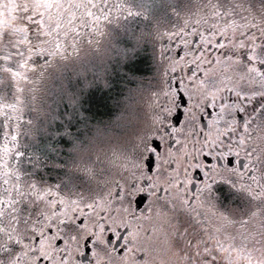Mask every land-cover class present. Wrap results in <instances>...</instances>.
<instances>
[{"label": "snow or ice", "instance_id": "snow-or-ice-1", "mask_svg": "<svg viewBox=\"0 0 264 264\" xmlns=\"http://www.w3.org/2000/svg\"><path fill=\"white\" fill-rule=\"evenodd\" d=\"M0 264H264V0H0Z\"/></svg>", "mask_w": 264, "mask_h": 264}, {"label": "rangeland", "instance_id": "rangeland-1", "mask_svg": "<svg viewBox=\"0 0 264 264\" xmlns=\"http://www.w3.org/2000/svg\"><path fill=\"white\" fill-rule=\"evenodd\" d=\"M142 63L145 65L146 71L144 74H143V72L140 73V75L142 77L151 76L152 70L150 67V61L145 59ZM147 88H148V83L146 80L142 84L141 83L128 84V85L123 87V94L120 97V99H121V101H123L124 97H131V99L129 101L130 103H133V104L143 103V100L141 98V90L147 89ZM144 95H146V93H144ZM107 113L108 114H102L99 118L102 120H105V121L115 120L116 116L119 114V108L113 107L111 109V111H109Z\"/></svg>", "mask_w": 264, "mask_h": 264}, {"label": "flooded vegetation", "instance_id": "flooded-vegetation-1", "mask_svg": "<svg viewBox=\"0 0 264 264\" xmlns=\"http://www.w3.org/2000/svg\"><path fill=\"white\" fill-rule=\"evenodd\" d=\"M152 75V74H151ZM104 114H108L107 112H105ZM137 201H138V203H137V206L141 209V210H144L145 209V204L147 203V201L146 200H143L142 202H141V198H137Z\"/></svg>", "mask_w": 264, "mask_h": 264}, {"label": "trees", "instance_id": "trees-1", "mask_svg": "<svg viewBox=\"0 0 264 264\" xmlns=\"http://www.w3.org/2000/svg\"><path fill=\"white\" fill-rule=\"evenodd\" d=\"M144 64L143 63H141L139 66H140V68H141V73L143 72V74L145 73V71H146V67H145V65L143 66Z\"/></svg>", "mask_w": 264, "mask_h": 264}]
</instances>
